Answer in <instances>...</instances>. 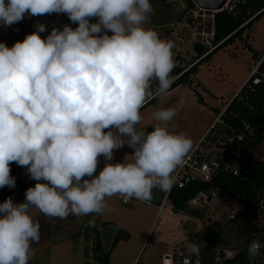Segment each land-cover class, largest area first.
Wrapping results in <instances>:
<instances>
[{"label":"clouds","instance_id":"1","mask_svg":"<svg viewBox=\"0 0 264 264\" xmlns=\"http://www.w3.org/2000/svg\"><path fill=\"white\" fill-rule=\"evenodd\" d=\"M153 11L150 0H0L4 26L54 13L78 24L53 28L45 38L46 26L38 24L11 47L0 42V188L15 187L13 162L37 181L24 202L0 203V264H29L40 239L32 207L60 219L102 214L106 197L149 202L153 188L172 186L193 148L185 133L168 127L183 99L154 108L152 131L138 127L141 109L163 99L174 82V42L145 27ZM125 144L134 150L132 162L106 163L95 175L99 158L111 161ZM186 247L199 255L202 245ZM262 248L251 241L250 262L264 255Z\"/></svg>","mask_w":264,"mask_h":264},{"label":"rangeland","instance_id":"2","mask_svg":"<svg viewBox=\"0 0 264 264\" xmlns=\"http://www.w3.org/2000/svg\"><path fill=\"white\" fill-rule=\"evenodd\" d=\"M169 2L172 3V8L161 7L151 13L145 27L155 30L161 39L173 41L174 48L172 50L175 54L180 55L181 59H185V62L197 58V52L193 49V45L195 42L210 41L214 31L212 17L210 15L201 16L195 11L196 8H192L186 11L183 18L179 20L178 17L186 9L187 0H169ZM61 14L68 18L66 14ZM58 15L59 13L41 16L25 15L23 20L11 26H4L0 23V42L16 25L30 23L36 26L45 23L47 18L57 25L60 23ZM191 15L195 21L189 22L188 17ZM90 22H97V20L91 18ZM170 29L172 30L168 32ZM31 33L30 30L20 32L16 42L23 41L26 35ZM50 33L51 31L46 32L42 38ZM111 34L109 31L108 35ZM243 36L242 40L236 39L234 43L218 50L200 65L193 78V83H196L194 87L181 85L167 93L163 99L158 98L153 104L144 106L141 109L143 120L138 127L146 129L153 126L155 121L151 118V112L154 108L171 107L183 99L182 109L168 127L172 132L185 133L192 140L193 146L198 145L211 129V124L216 120L218 112L222 111L238 92L255 64L264 54V13L250 29L245 31ZM256 53L257 56H255ZM153 86L156 87L155 81ZM204 148L202 145L199 150L203 151ZM207 150L213 155L219 152L218 148L214 146ZM133 151L125 144L124 147L114 150L111 161H105L101 156L95 175L99 174L106 163L132 162ZM253 155L256 159L264 161V140L253 152ZM17 167V177L20 183L26 187H34L37 181L30 178L27 167L18 165ZM178 168L179 166L172 176ZM40 182L44 183L45 181L41 180ZM163 194L164 191L155 187L152 189L151 201L145 202L131 198L129 203L123 202V195L116 194L106 197L107 209L104 213L87 215L88 217L98 215L103 221L111 222L102 229L104 244L108 247L118 228L125 230L129 235L128 239L120 240L115 246L110 255V264H133L135 257L136 261H140L139 264H142L150 253L155 257L156 255L160 257L167 250L165 249L167 246L182 245L185 241L191 243L194 235L202 231L209 218L213 222L226 223V225L224 224L226 228L230 213L241 207L238 202L232 199L227 201L226 197L218 193L210 205L195 206V209L205 212V221H203L204 218L193 216L189 209L186 214H180L168 207L159 211L156 199ZM29 214L34 221L41 222L39 223L40 227H44L43 229L48 227L47 235L41 233L39 241L32 243L29 264H86L87 262L93 264L91 251L86 246L84 236L76 232L78 225L86 216L69 215L64 219L48 217L35 207L30 208ZM230 235H232V245H239L240 236L238 233L233 230ZM139 249V254L135 255ZM86 255L89 256L87 260ZM154 260L156 261V258ZM215 264H217V260Z\"/></svg>","mask_w":264,"mask_h":264},{"label":"trees","instance_id":"3","mask_svg":"<svg viewBox=\"0 0 264 264\" xmlns=\"http://www.w3.org/2000/svg\"><path fill=\"white\" fill-rule=\"evenodd\" d=\"M150 2L154 9L153 12H156L161 7L172 8V3L169 0H150ZM195 7L196 5L192 0H187L186 9L178 19H182L186 11ZM263 13L264 0H248L244 4L238 5L233 12L222 10L215 13L212 25L214 34L210 37L212 48L200 42H195L193 49L197 52V58L186 62L185 59H181V56L175 54L172 50L173 60H180V64H174L175 66L171 73L174 82L169 92L181 85L194 87L193 78L196 76L200 65L218 50L234 43L236 39L242 40L245 31L250 29ZM58 17L60 18V23L57 25L47 18V21L43 23L46 26V31L40 33L41 38L46 32L52 31L53 28L62 30L64 25H69L73 29L78 27L63 14L59 13ZM193 20L195 21V18L192 15L188 17L189 22ZM25 30L34 32L36 31V26L30 23L16 25L1 42L11 47L16 42L18 34ZM255 56H257V53ZM262 69L264 70V65ZM243 91L244 88L241 94L227 103L223 111L218 112L217 117L220 115L219 120L214 122L206 136L200 141V145L205 148L201 153L198 152L197 154V159L200 161H209L213 157L219 156L221 151L233 147L237 150L236 157L242 165L239 174L233 175L229 171L220 169L210 181L197 179L184 188L172 187L167 196L175 210L189 209L191 213L201 218H205L206 214L204 211L190 209L188 206V202L201 190L218 189L219 194L226 197V200L230 201L232 199L241 206L236 219L228 221L226 228V223L224 225L213 221L209 222V219H207L202 231L194 235L191 243L202 245V247L199 255H192L200 258L202 262L209 261L215 264L217 251L220 248L236 247L231 242L232 235H230V232L233 230L240 236V243L237 246L243 247V252L231 260L224 261L222 264H246L249 260L247 248L251 241L259 240L264 244V161L256 159L253 155V152L264 140V99L261 92L259 95L252 96L250 100L245 101L242 99ZM156 99L158 97L149 100L145 106L153 104ZM245 123L252 126L253 135L248 136L240 144L229 143L228 137L241 132ZM145 130L152 131L153 127ZM212 146L218 148L219 152L216 155L207 150V148ZM10 169V175L15 178V187L9 188L5 186L0 188V203L4 202L8 197H11L15 203L24 202L25 192L30 187L20 183L17 177L18 167L16 164L12 163ZM166 193L167 191H164L163 196L157 197V204L161 202L160 198L163 200ZM109 224H111L110 221H103L98 215L93 217L86 216L76 231L77 234L84 236L86 246L91 251L93 264H110V255L117 243L122 239L129 238L125 230L118 228L110 246H106L102 236V229ZM261 251L264 253V248ZM87 259H89V256L86 255ZM256 259L264 263V255ZM86 264L91 263L87 262Z\"/></svg>","mask_w":264,"mask_h":264},{"label":"built area","instance_id":"4","mask_svg":"<svg viewBox=\"0 0 264 264\" xmlns=\"http://www.w3.org/2000/svg\"><path fill=\"white\" fill-rule=\"evenodd\" d=\"M248 0H228L226 2L225 7L222 10H228V11H235L238 5L246 3ZM195 11L199 13L201 16H211L212 21L214 20V15L217 12H220L222 10H206L196 5ZM200 17V16H199ZM214 31L212 32L213 36ZM205 43V42H204ZM202 43V44H204ZM204 45L210 46L212 48V42L207 41ZM182 58V57H181ZM174 64L179 65L180 60H174ZM264 65V54L260 58V60L255 64L253 69L251 70L248 78L246 81L242 84L238 92L233 96L232 99H234L236 96L241 94L242 89L244 88V91L242 93V99L245 101H248L251 99L252 96H257L262 92V96L264 99V70L262 69ZM184 66V64H183ZM196 85V83H194ZM231 99V101H232ZM252 108V107H251ZM220 115L217 117L216 121L219 120ZM215 121V122H216ZM252 126L250 124L245 123L244 127L241 132L234 134L232 136L228 137L229 143H235L240 144L242 143L248 136H252ZM200 143L196 145L191 153L185 158L181 166L178 168L176 173L173 176V183L172 187H178V188H184L192 181H195L197 179H200L202 181H210L213 176L220 170L224 169L225 171H229L233 175H238L241 169V162L238 160L237 156V150L235 148H228L224 151H221L219 153V156L213 157L209 161H200L197 159L198 152H202L199 150ZM186 167H189V171H185ZM170 189L167 190L166 196L163 198L162 202L159 207V211L164 210V208L168 207L172 210H175L173 204L171 201L167 198L168 193ZM219 193L218 189H210V190H201L197 193L196 196H194L189 202L188 206L189 208H194L195 206H204V205H210L212 199ZM131 198H126L124 196L123 202L129 203ZM179 212L180 214H186L187 209H179L175 210ZM240 211V207L233 210V212L230 213L228 220L234 221L236 219L237 214ZM205 221V218L203 219ZM190 241L185 242L184 244H189ZM223 251L224 257L219 258V253ZM243 252V247L236 246L231 248H220L217 251V264H222L224 261L231 260L235 258L237 255L241 254ZM188 260L189 264H202V261L200 258H191L186 257L183 254H166L161 264H184L185 260ZM246 264H264L261 260L255 259L254 262H248Z\"/></svg>","mask_w":264,"mask_h":264},{"label":"crops","instance_id":"5","mask_svg":"<svg viewBox=\"0 0 264 264\" xmlns=\"http://www.w3.org/2000/svg\"><path fill=\"white\" fill-rule=\"evenodd\" d=\"M227 105V104H226ZM225 108H226V106H225ZM224 108V109H225ZM223 109V110H224ZM222 110V111H223ZM217 119V118H216ZM216 121V120H215ZM214 121V122H215ZM214 123H212L211 124V127H212V125H213ZM208 131V130H207ZM195 146H193V148H194ZM181 165H179V167H180ZM161 202H162V200H161ZM161 202H159V204H157V206L158 205H160L161 204ZM191 209V208H190ZM192 209H194V208H192ZM193 216H195L193 213H191ZM197 217V216H196ZM83 221V220H82ZM39 223H41V222H39ZM80 225H78V227H79ZM194 226V225H193ZM191 237H192V235H191ZM188 241V240H187ZM186 242V241H185ZM185 242H183V244L182 245H178V244H176V245H174V246H167L165 249H167V250H165L164 251V253H163V255H161L160 257L159 256H157L156 255V257L155 256H153V254H148L147 255V257H146V259H145V261L142 263V264H161V262H162V259H163V257L166 255V254H183L184 256H186V257H191V258H197V257H195V256H193L192 254L190 255L189 254V252L186 250V246L187 245H185L184 243ZM139 252H140V249L138 250V253L137 254H135V255H138L139 254ZM156 258V261L154 260ZM140 263V261H136V257H135V259H134V262H133V264H139ZM204 262H202V264H203ZM205 263H210L209 261H205ZM204 263V264H205Z\"/></svg>","mask_w":264,"mask_h":264},{"label":"water","instance_id":"6","mask_svg":"<svg viewBox=\"0 0 264 264\" xmlns=\"http://www.w3.org/2000/svg\"><path fill=\"white\" fill-rule=\"evenodd\" d=\"M195 5L206 10H222L228 0H192ZM185 171H189V167H186ZM228 201V200H227ZM212 220L209 218V222ZM219 258L224 257L223 251L219 253Z\"/></svg>","mask_w":264,"mask_h":264},{"label":"flooded vegetation","instance_id":"7","mask_svg":"<svg viewBox=\"0 0 264 264\" xmlns=\"http://www.w3.org/2000/svg\"><path fill=\"white\" fill-rule=\"evenodd\" d=\"M43 228L44 227H40V234L42 233L43 235H47V229H48V227L46 226L47 229H43Z\"/></svg>","mask_w":264,"mask_h":264},{"label":"bare ground","instance_id":"8","mask_svg":"<svg viewBox=\"0 0 264 264\" xmlns=\"http://www.w3.org/2000/svg\"><path fill=\"white\" fill-rule=\"evenodd\" d=\"M233 98V97H232ZM231 101V100H230Z\"/></svg>","mask_w":264,"mask_h":264}]
</instances>
